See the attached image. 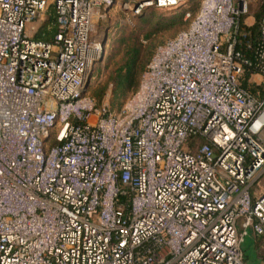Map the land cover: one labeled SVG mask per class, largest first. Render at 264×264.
<instances>
[{
  "label": "built area",
  "instance_id": "2783aa9c",
  "mask_svg": "<svg viewBox=\"0 0 264 264\" xmlns=\"http://www.w3.org/2000/svg\"><path fill=\"white\" fill-rule=\"evenodd\" d=\"M188 1L0 0V264H245L240 220L264 234V7L254 39L251 0H201L119 110L83 95L103 12Z\"/></svg>",
  "mask_w": 264,
  "mask_h": 264
},
{
  "label": "rangeland",
  "instance_id": "374dc122",
  "mask_svg": "<svg viewBox=\"0 0 264 264\" xmlns=\"http://www.w3.org/2000/svg\"><path fill=\"white\" fill-rule=\"evenodd\" d=\"M264 0H251L249 5L250 14L248 16H253L250 18L252 23L257 24L259 21V15ZM197 5L195 1L188 2L187 4L174 8V9H160V8H150L145 11L143 15L150 17L152 23L155 25L160 23V26L164 29L154 36V45H160L165 41L175 37L181 30L189 26L191 19H185L186 9L196 10ZM198 10V9H197ZM50 16V15H49ZM47 16L45 20L39 23V27H42L50 22L51 17ZM138 17L128 18L126 14L120 11L118 8H113L109 12L102 13V16H99L95 21L93 36L97 40H104V53L101 58L95 64V67L92 71L91 78L89 80V88L86 92V95L92 97L91 94L101 88L105 87L106 92L104 98L100 104H96L98 107H102L104 104H108L112 108L114 107L113 103V86L111 85L110 76L118 68V65L123 57V51L120 49V40L132 32L137 24ZM28 30L32 32L31 25L28 26ZM40 30V31H41ZM145 45H148L147 40H143ZM141 78V76H140ZM259 76H255L253 79L259 80ZM137 91V90H136ZM136 91H131L126 97L123 98L122 106L126 100L132 96ZM114 107L113 109H116ZM94 119V117H93ZM257 183V182H256ZM253 193L256 190L254 196H258L257 191H259L258 184L253 186ZM245 218H242L238 224V231L241 234L242 232V246L244 253L245 264H264V235H258L252 228L248 229L247 234H243L244 228L242 224L244 223ZM257 240V257L255 254V247L253 245V239Z\"/></svg>",
  "mask_w": 264,
  "mask_h": 264
},
{
  "label": "trees",
  "instance_id": "16d2710c",
  "mask_svg": "<svg viewBox=\"0 0 264 264\" xmlns=\"http://www.w3.org/2000/svg\"><path fill=\"white\" fill-rule=\"evenodd\" d=\"M195 1L197 8L196 10H190L192 16H195L197 9L200 7L201 0H189L188 2ZM264 7V4L261 7L259 21L261 16V11ZM186 12V11H185ZM145 13V12H144ZM143 13V14H144ZM139 15L137 19V24L135 29L130 32L128 35L123 37L120 40V49L123 51V57L118 65V68L110 76L111 85L113 86V103L114 107H117L114 110H119L123 102V98L128 95L131 91H136L140 85V76H142L147 65L149 64L151 58L153 57L157 47L159 45H154V36L161 32L164 28L160 26V23L151 25L152 21L147 15ZM245 16L241 17V22H243ZM54 17H51L50 22L42 27V30L37 33V38L43 41H52L55 34L56 28L52 25ZM259 21L257 24L252 26L254 30L253 38L256 39L259 27ZM148 41V45L143 43V40ZM250 76V71L247 70L245 74V79L242 81V85L247 90L254 92L256 87L254 84L248 82ZM106 92L105 87H101L95 90L91 96L96 100L97 104H100L104 98ZM113 107V108H114ZM111 107V109H113ZM262 234L261 236H263ZM264 259V255L262 256Z\"/></svg>",
  "mask_w": 264,
  "mask_h": 264
},
{
  "label": "crops",
  "instance_id": "0c3cea01",
  "mask_svg": "<svg viewBox=\"0 0 264 264\" xmlns=\"http://www.w3.org/2000/svg\"><path fill=\"white\" fill-rule=\"evenodd\" d=\"M251 17H253V16H249L248 18H247V21L249 22V23H252V21H250V18ZM257 182V183H256ZM255 184H258V186H259V191H257V194H262V192H264V170H263V172L259 175V177L256 179V181L254 182V184H253V186H255ZM253 188L254 187H252V191H253ZM256 192V190H254V193ZM256 194V193H255ZM253 239V245H254V247H255V254H256V256H257V240H255V238H252ZM242 250H243V255H244V253H245V251H244V249H243V247H242ZM245 256V255H244ZM258 257V256H257ZM259 258V257H258Z\"/></svg>",
  "mask_w": 264,
  "mask_h": 264
},
{
  "label": "water",
  "instance_id": "95a60500",
  "mask_svg": "<svg viewBox=\"0 0 264 264\" xmlns=\"http://www.w3.org/2000/svg\"><path fill=\"white\" fill-rule=\"evenodd\" d=\"M104 44H105V39L104 40H102V46H103V53H104ZM103 53H102V55H103ZM92 74V73H91ZM91 74H90V76H89V79H88V81H87V84H86V86H85V89H84V91H83V95L87 92V90H88V88H89V80H90V78H91Z\"/></svg>",
  "mask_w": 264,
  "mask_h": 264
}]
</instances>
